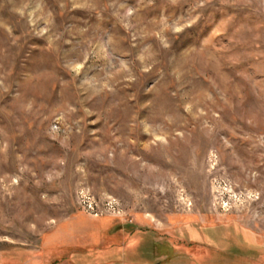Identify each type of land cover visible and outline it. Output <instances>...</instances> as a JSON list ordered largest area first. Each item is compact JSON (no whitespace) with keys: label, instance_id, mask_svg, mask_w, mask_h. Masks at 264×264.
I'll return each mask as SVG.
<instances>
[{"label":"rangeland","instance_id":"374dc122","mask_svg":"<svg viewBox=\"0 0 264 264\" xmlns=\"http://www.w3.org/2000/svg\"><path fill=\"white\" fill-rule=\"evenodd\" d=\"M112 230L264 264V0H0V264Z\"/></svg>","mask_w":264,"mask_h":264},{"label":"crops","instance_id":"0c3cea01","mask_svg":"<svg viewBox=\"0 0 264 264\" xmlns=\"http://www.w3.org/2000/svg\"><path fill=\"white\" fill-rule=\"evenodd\" d=\"M122 232H124V230L110 231L111 237L113 236V240H111L112 246L105 250H101L94 255L92 261L87 259L84 260L83 258H76L74 264H142L141 262H138L137 259L135 260L131 258L135 256L132 253L133 250L139 248L133 244V242H129L126 235H123ZM168 248L170 251L167 253H160L159 248H156L151 254V257H153V262H151V264H160L158 260H165L167 258L166 255L171 254L172 258L174 257V254H177V250L174 249L173 245H169ZM137 255L138 254L136 253V257Z\"/></svg>","mask_w":264,"mask_h":264},{"label":"trees","instance_id":"16d2710c","mask_svg":"<svg viewBox=\"0 0 264 264\" xmlns=\"http://www.w3.org/2000/svg\"><path fill=\"white\" fill-rule=\"evenodd\" d=\"M153 251H154V250H153ZM153 251H152V252H153Z\"/></svg>","mask_w":264,"mask_h":264}]
</instances>
